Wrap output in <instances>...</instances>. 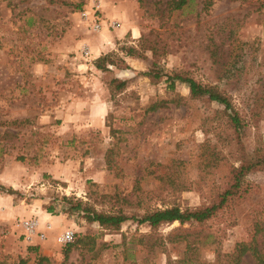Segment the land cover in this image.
Wrapping results in <instances>:
<instances>
[{"label":"rangeland","instance_id":"374dc122","mask_svg":"<svg viewBox=\"0 0 264 264\" xmlns=\"http://www.w3.org/2000/svg\"><path fill=\"white\" fill-rule=\"evenodd\" d=\"M142 1L0 0V196L10 212L21 210L0 222V262L40 264L41 255L48 258L41 264H234L230 254L241 242L263 249L264 258V169L247 173L201 223L152 227L130 218L110 229L74 208L140 217L217 205L233 171L251 153L264 154L259 0H194L178 11ZM241 42L254 47L233 49ZM151 46L159 80L144 75ZM129 47L137 54L128 56ZM103 55L117 65L98 69ZM174 72L231 97L245 123L243 142L222 104L192 97L179 81L168 87ZM114 78L125 87L116 89ZM46 213L38 231L52 227L39 250L32 244L39 237L24 239L17 224ZM66 229L86 237L68 257L57 241ZM239 264L258 263L247 252Z\"/></svg>","mask_w":264,"mask_h":264},{"label":"trees","instance_id":"16d2710c","mask_svg":"<svg viewBox=\"0 0 264 264\" xmlns=\"http://www.w3.org/2000/svg\"><path fill=\"white\" fill-rule=\"evenodd\" d=\"M192 1L194 0H165V1L155 0L153 4L156 5L160 4V6L157 7L159 10L163 8L164 10L178 11L188 6ZM140 2L142 7L146 6V3H144V1L140 0ZM257 3H259V7H264V0H259L257 1ZM207 4L208 3L205 1V3H203V7H201L198 10V13L206 9L208 6ZM82 6H83V2L81 1L80 3L75 4L74 8L81 9ZM144 41L147 43L150 42V40L148 39H144ZM253 47H254L253 44L250 42H241V44L233 46V49L247 50ZM150 48L153 50V61L151 63L149 71L145 72L144 75L151 77L153 80H159L164 75L158 65V56H159L158 49L157 47L154 46H151ZM126 54L128 56H134L137 54V50L135 49V47H129L126 49ZM213 55H215L214 52ZM95 65L98 69L108 70L110 65H117V63H115L111 59L110 55H103L96 60ZM166 76L167 79L165 81L168 83V87L170 89H174L176 82L179 81L181 83L187 84L192 97H206L210 101H215L222 104L224 106V110L228 114L230 121L234 127L236 138L240 142H243L245 123L242 121L239 111L235 109L231 97H229L228 94L220 91L216 85H203L202 83L198 82L195 78L185 73L174 72V73H169ZM112 83L115 84L116 89H123L126 85V81L120 80L119 78H114L112 80ZM158 106H159L158 103H154L149 107L148 110L154 111L158 108ZM112 130L115 129L113 128ZM259 169H264V154L256 151L255 153H251L250 157L245 161H243V163L233 171L234 175H232L231 177V182L233 181V183L230 182L229 185L230 187L228 186L227 189L220 195L221 199L219 204L207 206L205 208L194 209V210H189V209L182 210L178 206H172L164 209H157L149 213H145L140 217H136V216L130 217L127 214L123 213L122 211H119L118 213L98 212L94 209L83 206L81 203L74 206V208L78 210H82L84 217L86 218L87 221L98 222L101 226L110 229L119 228L122 222L130 218H135L139 223H148L152 227H156L162 223H173L175 221H178L181 224H184L186 222L201 223L211 218L218 209H220L223 205H225V203L228 201V198L232 196L236 192V190L240 187L243 177L247 173ZM9 192L12 193V191ZM47 211L53 213V207H48ZM83 238L86 237H78L77 239L74 240V242L66 245L64 252L66 257H68L71 247L77 246L78 244L83 242L84 240ZM262 251L263 249H258L257 247H254L252 243L241 242L235 245L234 251L232 252V254H230V256L232 257L234 264H239L242 257L247 252H251L257 263L263 264L264 258L262 255ZM38 258L40 264L42 261L48 260L47 257L41 255ZM0 264H5V263L0 262ZM21 264H25V260H22Z\"/></svg>","mask_w":264,"mask_h":264},{"label":"built area","instance_id":"2783aa9c","mask_svg":"<svg viewBox=\"0 0 264 264\" xmlns=\"http://www.w3.org/2000/svg\"><path fill=\"white\" fill-rule=\"evenodd\" d=\"M96 28L99 27V24L95 25ZM81 53L83 56H88L90 53V49L88 46H83L81 48ZM17 225L21 226L23 229V236L24 239L26 240H32L34 236H38L41 240H44L47 238L46 236V231L51 229V223L46 222L44 225V230L45 231H38L40 221L39 219L35 218H29V219H23L21 220ZM75 240V232L72 229H66L63 231L58 237L57 241L60 244L67 245L69 243L74 242Z\"/></svg>","mask_w":264,"mask_h":264},{"label":"crops","instance_id":"0c3cea01","mask_svg":"<svg viewBox=\"0 0 264 264\" xmlns=\"http://www.w3.org/2000/svg\"><path fill=\"white\" fill-rule=\"evenodd\" d=\"M123 34V32L121 33ZM10 204V201L9 199H7L6 197H1L0 196V214H2L5 218L7 219H0V222H12V219H16L17 218V215L15 214H19L21 212V210L17 209L16 211H9L8 210V205ZM48 213H46V215L44 214H40V219L39 221H44V220H48ZM2 220V221H1ZM3 220H8V221H3ZM46 240V239H45ZM44 241V240H43ZM41 239L39 238H35L33 241H32V244L35 246V249H39V250H42V248L45 246V245H41V242H43Z\"/></svg>","mask_w":264,"mask_h":264}]
</instances>
